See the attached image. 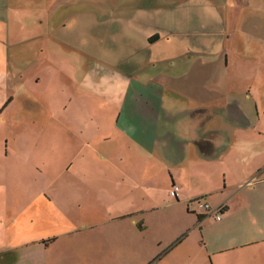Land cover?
Returning a JSON list of instances; mask_svg holds the SVG:
<instances>
[{
    "label": "crops",
    "instance_id": "crops-1",
    "mask_svg": "<svg viewBox=\"0 0 264 264\" xmlns=\"http://www.w3.org/2000/svg\"><path fill=\"white\" fill-rule=\"evenodd\" d=\"M58 1L69 6L68 1L76 4L82 0ZM96 1L100 2L86 0V4L99 5L90 21L108 31L102 34L110 36L109 42L114 38L117 49L111 53L119 55L103 65L117 67L127 62V68L120 69L123 76H108L119 84L120 95L115 99L121 102L110 125L129 143L176 165L160 192L162 204L154 203L144 211L179 206L196 219L182 229L179 226L178 236L165 243L164 250L180 239L178 264H258L264 255V0H207L212 4L208 21L214 27L210 24V30L208 22L205 32L223 39L218 43L212 39L206 46L188 31H181L178 39V25L171 21L178 22L179 5L187 0ZM53 4L54 0H0V36L5 38L1 43L8 57L18 52L12 46L23 49L28 44L23 39L34 37L35 41L41 31L64 42V34L57 33L61 29L57 20L64 22L67 11L64 5L55 16ZM198 14L196 9L194 16ZM55 32L62 39H56ZM190 35L188 40L182 39ZM158 47L164 50L163 59L151 60L148 50ZM204 55L208 59L201 58ZM179 56L180 62L176 60ZM159 61L164 63L156 67ZM149 69H156L155 77L140 82L139 77L152 76ZM127 80L131 87L123 92ZM164 100L171 103L164 106ZM173 185L179 187L174 200L169 195ZM146 190L150 192L143 188ZM194 197L221 208V219L216 221L187 206ZM5 207L6 185L0 181V250L31 245L32 235L37 233L32 228H39L33 218L39 217V210L15 213L7 226ZM41 224L42 228L52 227L45 232L50 236L54 228L68 229L66 223ZM130 224L136 226L137 221L132 218ZM139 228L143 229L142 220ZM195 229L201 231L200 254H191L193 245L184 241L185 234ZM158 244L163 243L159 240Z\"/></svg>",
    "mask_w": 264,
    "mask_h": 264
},
{
    "label": "rangeland",
    "instance_id": "rangeland-1",
    "mask_svg": "<svg viewBox=\"0 0 264 264\" xmlns=\"http://www.w3.org/2000/svg\"><path fill=\"white\" fill-rule=\"evenodd\" d=\"M68 3L66 6L54 0L52 6L55 16L64 5L67 11L64 22L57 20L62 29L57 33L64 34L62 43L41 31L35 41L34 37L23 39L28 43L25 47L18 45L23 49L12 46L11 50L18 52L8 57L1 43L5 38L0 36V73H5L0 74L4 222L9 226L17 216L15 213L24 210V215L29 210H39V217L33 218L39 228H32L37 233L32 235L31 245L13 251L0 250V264H178L177 242L168 246L172 247L171 252L163 258L165 243L178 236L179 226L182 229L184 224L196 221L194 215H188L179 206L144 211L154 203L162 204L160 192L176 165L129 143L110 125L121 102L115 99V95H120L119 84L111 82L108 76H123L120 69L127 62L124 60L117 67L113 63L103 65V61L111 62L119 55L111 53L116 48L114 38L109 42L110 36L102 34L108 31L90 21L99 5L86 4V0ZM209 8L212 4L207 0L180 4L178 22L171 21L178 25V39L181 31H188L201 46L211 44L212 39L217 43L222 40V35L205 32L208 22L210 30L213 26L208 21ZM54 35L62 39L56 32ZM192 35L182 39L188 40ZM148 52L151 60L163 59V48ZM179 58L176 60L180 62ZM195 58L193 55L192 59ZM201 58L208 59L205 55ZM163 63L154 65L159 67ZM155 72L156 69H149L152 76L138 79L144 83L155 77ZM94 78L101 80L92 82L90 79ZM130 87L127 80L122 91ZM170 103L163 101L164 106ZM99 112H104V116ZM101 122L104 127L99 125ZM170 198L174 200L175 196ZM190 200L187 206L197 209ZM138 211L143 213L130 216ZM132 218L137 221L136 226H131ZM140 220L143 229L139 228ZM53 222L66 223L68 229L54 228L52 236L46 235L52 227L43 229L41 223ZM52 237L56 239L36 245ZM184 239L195 249L191 254H200V230L189 231ZM159 240L163 244L159 245ZM260 259L258 264H264V255Z\"/></svg>",
    "mask_w": 264,
    "mask_h": 264
},
{
    "label": "built area",
    "instance_id": "built-area-1",
    "mask_svg": "<svg viewBox=\"0 0 264 264\" xmlns=\"http://www.w3.org/2000/svg\"><path fill=\"white\" fill-rule=\"evenodd\" d=\"M178 192V187L174 186L171 191V196H176ZM193 202L195 203L198 210L202 211L204 214L208 216H212L214 220L219 221L222 217V211L221 208L213 209L210 204H208L206 201H203L201 198L194 199ZM196 209V210H197Z\"/></svg>",
    "mask_w": 264,
    "mask_h": 264
},
{
    "label": "trees",
    "instance_id": "trees-1",
    "mask_svg": "<svg viewBox=\"0 0 264 264\" xmlns=\"http://www.w3.org/2000/svg\"><path fill=\"white\" fill-rule=\"evenodd\" d=\"M174 186H176V185H173L172 187H171V189L174 187ZM178 187V186H177ZM170 189V190H171ZM178 193V192H177ZM176 196H177V194H176ZM175 196V197H176ZM198 198H201V197H196L195 199H198ZM194 200V199H193ZM192 200V201H193ZM191 200H190V202H192ZM221 211H222V209H221ZM206 215V214H205ZM56 239V237H52V238H48V239H46V240H43L41 243H43V244H46L48 241H53V240H55ZM178 241H180V239H177V241H175V242H177L178 243ZM168 249H170V248H167L166 250H165V252L168 250Z\"/></svg>",
    "mask_w": 264,
    "mask_h": 264
}]
</instances>
